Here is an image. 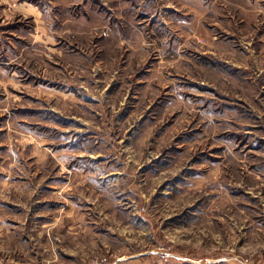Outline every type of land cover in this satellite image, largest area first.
I'll use <instances>...</instances> for the list:
<instances>
[{
  "label": "rangeland",
  "instance_id": "374dc122",
  "mask_svg": "<svg viewBox=\"0 0 264 264\" xmlns=\"http://www.w3.org/2000/svg\"><path fill=\"white\" fill-rule=\"evenodd\" d=\"M0 264H264V0H0Z\"/></svg>",
  "mask_w": 264,
  "mask_h": 264
}]
</instances>
